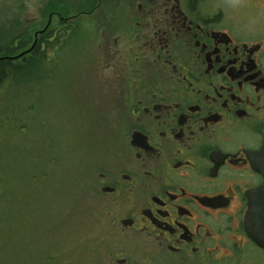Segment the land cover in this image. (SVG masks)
Instances as JSON below:
<instances>
[{
	"label": "flooded vegetation",
	"instance_id": "1",
	"mask_svg": "<svg viewBox=\"0 0 264 264\" xmlns=\"http://www.w3.org/2000/svg\"><path fill=\"white\" fill-rule=\"evenodd\" d=\"M28 2L39 4L28 49L54 44L61 57L87 41V68L103 83L92 94L123 122L92 180L109 227L139 237L136 251L151 250L143 262L259 248L243 223L264 186V0Z\"/></svg>",
	"mask_w": 264,
	"mask_h": 264
},
{
	"label": "rangeland",
	"instance_id": "2",
	"mask_svg": "<svg viewBox=\"0 0 264 264\" xmlns=\"http://www.w3.org/2000/svg\"><path fill=\"white\" fill-rule=\"evenodd\" d=\"M38 5L0 0V31H28V18ZM54 48L51 44L41 64L30 62L17 74L0 99V130L5 108L15 118L7 133L0 131V181L8 183L0 191L7 207L0 209L6 214L0 227L10 232L8 250L1 256L8 264H110L114 253V264L120 259L126 264H178L167 251L143 262L141 255L151 250L136 251L139 237L109 227V207L93 194L92 180L101 154L121 145L123 122L106 117L108 96L92 94L103 83L87 68L88 42L71 44L61 57L52 56ZM16 215L27 219L25 228L14 223ZM246 246L232 260L213 256L188 258V263L264 264V251Z\"/></svg>",
	"mask_w": 264,
	"mask_h": 264
},
{
	"label": "trees",
	"instance_id": "3",
	"mask_svg": "<svg viewBox=\"0 0 264 264\" xmlns=\"http://www.w3.org/2000/svg\"><path fill=\"white\" fill-rule=\"evenodd\" d=\"M17 23L18 25L20 24L18 18H17ZM13 26L14 28H16L17 25L13 24ZM28 37H29V34L27 31L18 32L17 28L13 32L12 30L2 31V32L0 31V57L15 56L22 52L27 51L29 47V42H30L27 40ZM46 53H47L46 51L44 52L43 50H41L40 45H39L34 49L32 54H30L29 52L16 60L1 61L0 62V99L5 94H8V91L10 90L12 86L15 76L21 72H24L27 69V66L29 65L30 62L36 65L39 63L41 64V61H43V59L47 55ZM54 55L55 53L52 56ZM1 108L2 107L0 106V109ZM4 113L5 114L3 115V120H2L3 129L0 130L1 132H3V134L7 133L10 124L15 119L14 117H12V113H9L8 107L4 109ZM25 127H26L25 124H21V129L24 130ZM7 187H8V183L6 181H0V191L5 190ZM5 200H6V195L0 193V209L6 211L7 207H3ZM10 200L11 199L9 198L8 201ZM5 216L6 214L0 213V217L3 219V221H4ZM13 219H14V223L20 229L25 228L26 223H27L26 218L22 216L20 218L19 215H16L15 218ZM0 232L3 233V234H0V264H8L7 262H5L6 259L2 257L1 254L2 253L5 254L9 247L8 245V242H9L8 239H10L9 227H0ZM110 258L111 260H113V256H111ZM48 259H51V258L48 256Z\"/></svg>",
	"mask_w": 264,
	"mask_h": 264
},
{
	"label": "water",
	"instance_id": "4",
	"mask_svg": "<svg viewBox=\"0 0 264 264\" xmlns=\"http://www.w3.org/2000/svg\"><path fill=\"white\" fill-rule=\"evenodd\" d=\"M36 42L27 51L15 56H2L3 60H16L25 54L31 52ZM244 229L251 240L261 249L264 250V186L255 190L251 196L249 208L244 218Z\"/></svg>",
	"mask_w": 264,
	"mask_h": 264
}]
</instances>
